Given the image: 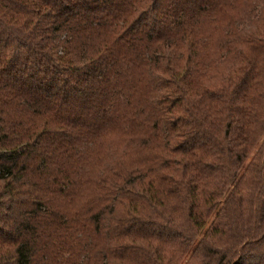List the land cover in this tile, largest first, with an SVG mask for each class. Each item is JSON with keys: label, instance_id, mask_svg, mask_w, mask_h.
<instances>
[{"label": "trees", "instance_id": "16d2710c", "mask_svg": "<svg viewBox=\"0 0 264 264\" xmlns=\"http://www.w3.org/2000/svg\"><path fill=\"white\" fill-rule=\"evenodd\" d=\"M264 264V0H0V264Z\"/></svg>", "mask_w": 264, "mask_h": 264}, {"label": "rangeland", "instance_id": "374dc122", "mask_svg": "<svg viewBox=\"0 0 264 264\" xmlns=\"http://www.w3.org/2000/svg\"><path fill=\"white\" fill-rule=\"evenodd\" d=\"M184 261H186V259H184L183 262H181L180 264H184Z\"/></svg>", "mask_w": 264, "mask_h": 264}]
</instances>
